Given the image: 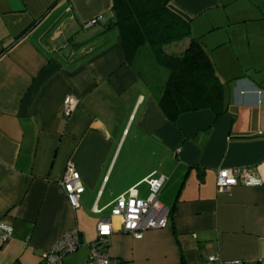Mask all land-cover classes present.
<instances>
[{
	"label": "crops",
	"instance_id": "1",
	"mask_svg": "<svg viewBox=\"0 0 264 264\" xmlns=\"http://www.w3.org/2000/svg\"><path fill=\"white\" fill-rule=\"evenodd\" d=\"M173 3L192 24L208 15L205 38L192 34L226 81L214 125L210 109L167 118V71L146 46L128 61L117 32H103L113 0H0V264H39L71 229L88 256L116 199L131 187L146 198L161 175L172 221L110 235L109 264H264V0ZM68 164L84 185L76 208L59 185ZM222 168H253L262 183L219 191Z\"/></svg>",
	"mask_w": 264,
	"mask_h": 264
},
{
	"label": "trees",
	"instance_id": "2",
	"mask_svg": "<svg viewBox=\"0 0 264 264\" xmlns=\"http://www.w3.org/2000/svg\"><path fill=\"white\" fill-rule=\"evenodd\" d=\"M192 20L173 0H113L112 17L103 32H117L128 61L146 46L156 63L167 71L158 102L171 122L176 123L181 114L210 109L214 125L228 110L226 81L217 72L200 37L192 34ZM185 39L186 43H178ZM174 210L173 203L168 208V220L172 221ZM97 241L96 234L89 247Z\"/></svg>",
	"mask_w": 264,
	"mask_h": 264
},
{
	"label": "built area",
	"instance_id": "3",
	"mask_svg": "<svg viewBox=\"0 0 264 264\" xmlns=\"http://www.w3.org/2000/svg\"><path fill=\"white\" fill-rule=\"evenodd\" d=\"M102 19L101 15L91 18L84 23L90 27ZM74 98L67 96L64 99L63 114L68 115L73 108ZM166 177L161 175L157 178L146 179L149 193L146 198H141L136 187H131L121 194L111 209L109 218L101 219L97 224L98 241L90 249L87 264H109V255L105 247L108 237L113 233H126L140 237L148 229L163 227L168 222V208L158 200ZM219 191H226L238 185H259L261 179L253 168H243L237 171L235 168H222L218 170L216 179ZM59 185L66 193L69 204L76 208L79 206V197L84 191V185L79 172L72 164H68ZM2 240L11 236L12 228L4 227ZM77 230H66L61 237L42 254L39 264H63L65 254L78 248L79 238ZM216 259V255L208 257L209 261Z\"/></svg>",
	"mask_w": 264,
	"mask_h": 264
},
{
	"label": "rangeland",
	"instance_id": "4",
	"mask_svg": "<svg viewBox=\"0 0 264 264\" xmlns=\"http://www.w3.org/2000/svg\"><path fill=\"white\" fill-rule=\"evenodd\" d=\"M208 21H209L208 15L207 16L206 15H202V16H200L198 18H195L194 22L192 24L193 25L192 26L193 27V31H195V29H197L199 31L200 35L208 33L209 31L205 30L206 26L208 25ZM201 36H202V38H205L204 35H201ZM162 203L166 207H169V203L167 201L163 200ZM94 236H96V235H94ZM78 238H79V243H78V246H77L78 248L74 252H69V253L64 255V257H63L64 264H67V262H69L70 264H87L86 262H87V258L88 257L87 256L86 257L83 256L82 251H81V247H83V245L81 246V244H82L83 241H82V238H81L80 234L78 235Z\"/></svg>",
	"mask_w": 264,
	"mask_h": 264
}]
</instances>
